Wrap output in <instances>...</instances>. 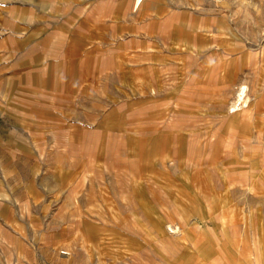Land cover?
<instances>
[{
	"label": "crops",
	"instance_id": "1",
	"mask_svg": "<svg viewBox=\"0 0 264 264\" xmlns=\"http://www.w3.org/2000/svg\"><path fill=\"white\" fill-rule=\"evenodd\" d=\"M98 4L99 0L75 1V8L83 13L75 24L84 33L85 44L74 52L79 75H74L71 88L74 92L81 89L82 68H89L91 78L93 74L105 72L113 79L110 88L122 91L119 97L116 93L111 96L115 98L111 102L113 107L97 120V128L82 129V122L77 119L75 128L60 131L59 135L63 137L60 147L67 153L61 151L59 157L51 158L43 154L50 148L45 144L44 137L54 133L49 129H19L16 131L17 139L13 140L10 136L1 141V147L9 153L7 161L24 154L23 158L30 164L27 178L18 177L12 184L15 188L10 189L15 193L17 206L28 208L31 204L35 217L65 218L63 223L41 230L42 235L38 239L41 264H131L133 260L139 261L135 258L139 251L147 250L152 254L156 248L154 242L149 244L142 235L131 230L148 228L151 239H158L159 234L168 235L165 224L176 215L170 209L157 208L152 199L147 208L145 181L150 173L143 161H148V168H152V163L157 166L161 162L162 155L177 156L179 137L191 139L187 141V156L194 159V152L201 153L210 142V137L220 138L233 132L256 136L255 126L259 122L264 123L262 97L256 102V110L260 112H256L255 118L231 112L222 122L217 119L220 124L210 125L208 106L220 102L225 104V99L215 96L226 88V82L235 79L241 68H225L226 61L218 58L220 50L203 59L199 68H188V62L193 63L195 58L189 49L196 46L198 52H205L209 46L208 37L193 27L192 22L185 27L186 31L180 28L182 32H177L180 16L177 12L171 13L162 0H140L138 3L135 0H118L115 5L107 2V13L100 17L95 16ZM45 6H48L46 0H0V8L28 9V13L30 10L36 13ZM160 15L162 19L158 23ZM35 30L29 40L31 45L40 40ZM195 39L199 41L197 44L192 42ZM37 56L34 55L27 68H10L0 74V81L5 76L7 78L8 73L11 81L12 77H20L30 71L42 77L39 82L31 83L28 79L19 88L17 98L31 96L29 88L40 90L43 98H49L44 84L48 68H43L45 60L37 59ZM213 56H217L218 63L223 67H206ZM62 86L59 84L57 87L64 90ZM27 101L33 103V111L24 112L25 119L39 126L38 121L48 119V112L43 111L46 102L36 98ZM38 107H41V112L35 111ZM87 136L113 138L106 140V155L101 157V161L97 155V142L88 146L83 144L86 143L83 138ZM200 138H203L202 143ZM87 150L90 157L82 155L88 153ZM200 159L196 158L197 165L207 169L209 162ZM225 163L234 167L241 165L233 160ZM214 164L224 167L220 162ZM88 169V172H95L94 177H86ZM188 174L193 178L200 173ZM99 175L106 177L107 186V207L101 210H98L100 202L96 198L100 196L97 186L102 178ZM47 176L51 180L46 182L44 179ZM204 187L207 191L208 185ZM192 201L196 203L187 210L199 216H209L220 206L222 198L218 197L214 187H210L203 196ZM99 217L106 220H97ZM167 226L172 230L170 225ZM58 248L68 252V255L59 254ZM142 260L149 264H162L161 257L152 255Z\"/></svg>",
	"mask_w": 264,
	"mask_h": 264
},
{
	"label": "rangeland",
	"instance_id": "2",
	"mask_svg": "<svg viewBox=\"0 0 264 264\" xmlns=\"http://www.w3.org/2000/svg\"><path fill=\"white\" fill-rule=\"evenodd\" d=\"M75 1L46 0L48 6L36 13L31 10L28 13V9L0 8V70L3 69L0 74L6 73L10 68H27L30 60L38 54L37 59L45 60L43 68H48L44 84L49 91L47 99L40 95V90L30 88L31 96L17 98L19 88L28 79L31 83L42 80L38 73L35 75L32 71L23 73L20 77H12V81L8 73L7 78L5 76L0 81V264H41V244L38 242L41 230L65 221L62 216L35 217L32 215L31 204L28 208L24 205L17 206L14 199L16 196L13 195L15 193L10 189L15 188L12 184L18 177L23 180L27 178L30 164L24 159V154L11 162L7 161L9 153L1 147V141L10 136L13 140L17 139L16 131L19 129H49L54 133L44 137L45 144L50 148L43 154L51 158L59 157L61 151L67 153L60 147L63 137L59 132L75 128L77 119L81 120L82 129L97 128V120L107 109L113 107L111 102L115 98L111 96L116 93L119 97L122 92L110 88L113 79L105 72L93 74L91 78L89 68L81 69V89L74 92L71 88L74 75H79L74 52L85 44V35L75 24V20L83 16L79 8H75ZM117 1L99 0L95 16L107 13V2L115 5ZM162 2L171 13L177 12L178 17L180 16L177 32H182L180 28L186 31L185 27L192 22L193 27L208 37L209 46L205 52H198L196 46L189 49L195 58L193 63L188 62V68H199L201 61L214 52L221 53L218 58L226 61L225 68H241L235 79L226 82V88L215 96L225 99V104L220 102L208 106L210 125L214 127L215 123L220 124L219 121L222 122L223 118L231 114V106L241 85L246 86L247 95L244 98L247 103H241L234 113L255 118L256 112H260L256 110V102L264 98V0ZM158 18L159 23L162 15ZM34 29L40 40L31 45L29 40ZM192 42L197 44L199 41L195 39ZM206 67L221 68L223 65L218 63L217 56H213L209 58ZM59 84L63 85L64 90L58 89ZM32 98L46 102L47 110L43 111L48 112V119L38 121L39 126L26 120V115L23 114L33 111V103L27 101ZM35 111L41 112V107ZM254 131L256 136L233 132L223 134L218 137L219 140L217 136L210 137V142L201 153L194 152V159L187 156V141L191 139L179 137L177 156L162 155L160 165L152 163V168H148V161H143L146 171L150 173L145 181L147 208L152 199L157 208L170 209L176 217L165 224L168 235L159 234L158 239H151L148 228L131 230L142 235L149 244L154 242L156 247L152 254L147 250L131 252L136 253L135 258L139 260H133L131 264H149L142 259L151 255L161 257L162 264H264V123L259 122ZM77 139L79 138L75 140ZM83 139L86 140L83 144L87 146L97 142V155L101 161L106 155V140L113 138L87 136ZM202 139L200 138L201 143ZM88 150V153L82 155L90 157ZM143 155L146 157L145 153ZM196 158L209 162L208 168L202 169L201 165H197ZM232 160L240 162V167L226 165L225 162ZM214 162L223 163L224 167L217 166ZM102 165L105 167V164ZM195 171L200 174L191 178L188 172ZM88 173L87 176L84 175L87 178L95 175L94 171ZM162 173L168 180H172L168 181ZM169 174L172 178H169ZM98 177L102 178L97 186L100 196L96 197L100 202L97 204L98 210H101L107 207V186L106 177ZM48 179L51 180L48 176L44 180L47 182ZM207 185L208 189L214 187L218 197L222 198V203L209 216H199L187 209L196 203L192 199L203 196L208 191L204 187ZM87 199H90L89 195ZM36 208L37 206L34 209ZM97 220L105 221L106 218L99 217ZM58 251L59 254L68 255V252H63L60 248Z\"/></svg>",
	"mask_w": 264,
	"mask_h": 264
},
{
	"label": "bare ground",
	"instance_id": "3",
	"mask_svg": "<svg viewBox=\"0 0 264 264\" xmlns=\"http://www.w3.org/2000/svg\"><path fill=\"white\" fill-rule=\"evenodd\" d=\"M139 1L140 0H135L136 3H138ZM245 94H246V86L245 85H241L240 88L238 89L236 100L231 106V109H230L231 112H236V110L239 109V106H240L241 103H243V104L247 103L245 98H244ZM197 154H198V152H197Z\"/></svg>",
	"mask_w": 264,
	"mask_h": 264
}]
</instances>
